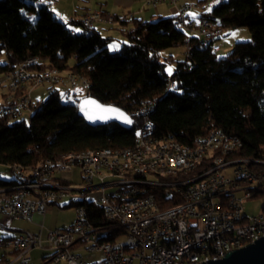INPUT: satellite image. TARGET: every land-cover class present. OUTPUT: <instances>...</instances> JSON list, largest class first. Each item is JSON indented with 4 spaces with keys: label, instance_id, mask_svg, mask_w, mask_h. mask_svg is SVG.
I'll return each mask as SVG.
<instances>
[{
    "label": "trees",
    "instance_id": "16d2710c",
    "mask_svg": "<svg viewBox=\"0 0 264 264\" xmlns=\"http://www.w3.org/2000/svg\"><path fill=\"white\" fill-rule=\"evenodd\" d=\"M32 16L35 22L29 19ZM174 20L122 21L126 43L111 52L113 39L92 28L71 32L69 26H81L80 21H59L49 5L0 0V56L5 57L0 78L37 58V72L57 69L89 83L85 96L74 92L68 102L61 100L59 90L49 92L30 114L29 124L0 116V165L28 170L70 152L130 148L142 125L136 112L153 102L149 118L156 138H173L189 146L194 139L221 130L243 143L232 157L264 161V0L219 1L199 17L221 30H249L251 41L236 43L222 59L211 51L212 42L199 43L175 27ZM185 46V60L174 61L176 70L169 76L162 51ZM85 97L122 109L132 125L90 127L78 113V103ZM15 182L0 179V188ZM81 205L93 227L103 230L100 242H115L124 234L93 203ZM68 207L73 205L62 206ZM6 261L1 258L0 264Z\"/></svg>",
    "mask_w": 264,
    "mask_h": 264
},
{
    "label": "built area",
    "instance_id": "2783aa9c",
    "mask_svg": "<svg viewBox=\"0 0 264 264\" xmlns=\"http://www.w3.org/2000/svg\"><path fill=\"white\" fill-rule=\"evenodd\" d=\"M179 0H150L147 5L155 8L167 2L176 8L174 25L187 28L191 37L199 43H209L219 38L222 30L213 31L208 22L195 23L185 13L199 9L195 3L178 7ZM47 0L43 5H50ZM130 15H103L94 12L81 18L82 27L91 29L95 24L111 20H131ZM212 45L211 51L217 53ZM187 53V52H186ZM38 59H29L28 64L18 65L12 79L5 81L7 87L47 86L54 92L65 81L62 76H50L47 70L37 72ZM70 89L61 94L68 102L72 91L84 89L74 84L66 75ZM85 90V89H84ZM150 108L137 110L142 125L137 131L141 151L135 165H128L130 152L118 151L108 156L95 155L73 158V164L57 169L41 170L32 175L16 174L15 183L0 188V215L7 219L32 221L34 215L44 217L50 206L72 204L74 221L64 229L42 233L21 232L15 237L0 239V254H13V259L3 264H32L29 256L35 248L51 251L42 264H201L217 260L227 252L264 238V214L249 217L243 213L245 200L264 195V161L250 160L249 167H235L231 177L221 170L219 160L214 167H205L201 152L217 148L232 157L233 146L243 147L242 141L216 130L210 142H195L187 152H178L170 147L158 149L159 138L154 135L155 125L149 115ZM31 109L29 95L3 99L0 116L18 118ZM173 139V138H172ZM174 140V139H173ZM242 159V158H240ZM188 167H197V174H188ZM73 171L77 172L81 185L74 183ZM248 184L247 193H239V185ZM63 185L81 188V195L63 194ZM93 203L104 214H111L110 223L124 231L122 241L100 242L104 235L101 228L91 224L87 211L81 204ZM165 206H178V213H165ZM130 211H137V218H130ZM114 215H122V222H114ZM3 230L7 228L0 224ZM42 227V222H41ZM22 238H29V245H22ZM82 253H102V262H87Z\"/></svg>",
    "mask_w": 264,
    "mask_h": 264
},
{
    "label": "rangeland",
    "instance_id": "374dc122",
    "mask_svg": "<svg viewBox=\"0 0 264 264\" xmlns=\"http://www.w3.org/2000/svg\"><path fill=\"white\" fill-rule=\"evenodd\" d=\"M104 15V14H103ZM235 34V35H233ZM111 36L113 38L112 43L110 44L109 48L111 52H117L121 45L126 43V39L124 36H121L116 31H111L110 33L105 34L104 36ZM222 40V47L221 51L217 54V58L222 59L225 58L233 49L236 43H246L251 41V34L247 28H238L235 30H222V34L220 36ZM118 45V48H114L113 46ZM176 51V52H175ZM187 52V47H186ZM186 52L184 51V48H169L161 53V62L166 64V72L169 76H172V74L176 70V63L174 61H184L186 57ZM5 62L4 55L0 56V63ZM169 69H171V73H169ZM69 72H61V75L63 77V80H66V75ZM4 79V78H3ZM67 81V80H66ZM47 88V86H38L37 87H31V86H23L21 90L18 93L19 96L21 95H29L30 92L35 89L39 90L42 88ZM3 90L0 87V103L3 101L4 97L8 93L7 92L4 96H2ZM79 96L83 97L85 96V90L83 88H79ZM16 93V95H17ZM47 97V94L42 97L41 99H38L36 101L33 100V107L29 111H24L20 117L16 118L15 121L24 120L27 124H29L30 120V114L34 111L35 108H37L42 101H44ZM9 168L6 166L0 165V179L3 180H12L15 179L14 175L11 174L10 171H8ZM232 169H228L226 171V176L231 177ZM73 177H74V183L77 185H81L80 179L77 178V172L73 171ZM243 213L246 216L249 217H256L264 214V195H260L257 197H253L251 199L245 200L242 205ZM74 221V208L68 207V208H62V205H55L50 206L46 212V215L44 217V221L42 223L39 221L36 224H32L26 221H14V220H8L6 221V217L0 215V224L3 226L9 227L11 230H22V231H29L34 234H38L40 231H42L43 239H45L47 233L49 231H53L55 229H64L69 227ZM39 224V225H38ZM11 233L6 230L0 229V237L7 236ZM124 238H119L118 241H122ZM51 255V251L41 249V248H35L30 253V258L32 260V264H42V260L45 257H48ZM82 258L87 262H102L104 257L102 253H93V254H86L82 253Z\"/></svg>",
    "mask_w": 264,
    "mask_h": 264
},
{
    "label": "crops",
    "instance_id": "0c3cea01",
    "mask_svg": "<svg viewBox=\"0 0 264 264\" xmlns=\"http://www.w3.org/2000/svg\"><path fill=\"white\" fill-rule=\"evenodd\" d=\"M148 1L150 0H53V2L49 6L52 9V11L53 9H55V11H53L55 17L63 23H70L72 21H80L81 18L85 17L86 15L92 14L94 12H100L104 15H113V16L130 15L132 17L131 20L135 19V20H139L143 22L155 21L160 18H175L176 8L170 5L169 3L167 2L159 3L156 5L155 8H152L147 5ZM219 1H225V0H179L177 6L181 7L187 3L197 4L199 6V9L188 11L185 13V15L189 19H191V21L198 23L200 22L199 17L203 14L210 12V10L214 7V5L217 4ZM57 13L59 15H57ZM190 13L195 14V18H193L192 15H189ZM121 22L115 21L112 25L95 24L92 27V30L99 33L103 38L113 39L111 36L109 37L107 35L104 36L105 34L110 33L111 31H116L121 36H124V34L121 31L122 30ZM69 29L71 30V32L77 33V34L83 31L82 26L70 25ZM185 33L187 34V32ZM212 43L214 46L219 48L218 52L216 53L218 54L221 51V47H222L221 38L219 37L215 39L214 41H212ZM183 48H184V51L186 52V46ZM0 87L3 90L2 96H4L7 92V83L4 81L3 78H0ZM55 89L63 93L70 89V85L65 80L63 83L58 84ZM74 92H79V89L72 91V93ZM48 93L49 92L46 87L39 89V90L33 89L30 92L31 109L34 106L33 105L34 99L38 101V99H41L46 94L48 95ZM44 217L42 218L39 215H34L32 218V221H26V222L36 224L40 221L43 223ZM8 220L25 221V220L6 218V221ZM5 227L7 228V226ZM8 230L9 232L14 233V234L0 237V239H4L8 237H15L21 232H29V231H22V230H11L9 229V227L7 228L6 231ZM39 233H42V231H40ZM1 258H6L7 260H10V259H13V254H8V255L0 254V259Z\"/></svg>",
    "mask_w": 264,
    "mask_h": 264
},
{
    "label": "bare ground",
    "instance_id": "6f19581e",
    "mask_svg": "<svg viewBox=\"0 0 264 264\" xmlns=\"http://www.w3.org/2000/svg\"><path fill=\"white\" fill-rule=\"evenodd\" d=\"M115 21L118 20L107 21L104 22V24L112 25ZM179 29L187 32V34H189V36L191 37V31H187V28H179ZM213 31H220V29L213 26ZM32 59H37V58H32ZM24 64H28V60L21 63L20 65H24ZM12 73L13 72L5 75L4 81L12 79ZM47 74H49L50 76H62L59 70L50 69V68L49 70H47ZM67 75L71 76V81H73L74 84L83 85L85 90L88 88L89 83L87 79H84L82 76L75 75V73L72 74L71 72H69ZM7 88H8V93L4 97L5 99L20 98V96L17 93L19 92L18 88L16 87H7ZM62 101L64 102V100ZM150 104L152 103L143 104V108H150ZM215 136H216V130H212L205 136L196 138L195 142H210L215 138ZM133 142L134 143L130 148L120 149V150L102 149L97 151L89 150L82 152H70L60 157L61 164L71 165L73 164V158H87V157H93L95 155L108 156L110 154H113V152L127 151L130 152V156H131L128 157V165H135V159L141 158V151H139L138 149H134L135 144H138V135H135ZM192 144L187 146L177 142L176 140H173L172 138H160L158 141V149H165V147H170L172 148V150H177L178 152H187L190 149V147H192ZM241 148L242 147L240 146H233V154L238 152ZM201 160H204L205 167H214L215 160H219V166L221 167V170H228V169H233L235 167H249L250 160H254V159L228 158L227 152H223V150H217V148H208V150L201 152ZM8 168L11 172L16 174L32 175L39 172V169L41 170L57 169V162H48L47 160L44 163H41L38 166L28 170L16 166H9ZM188 174H197V167H188ZM247 191H248V184L239 185V193H247ZM63 194L81 195V188H73L71 185H63ZM165 213H178V206H165ZM104 218L108 221H111V214H104ZM130 218H137V211H130ZM114 222H122V215H114ZM0 229L3 230V227H0ZM22 245H29V238H22ZM208 261L210 260H206V263Z\"/></svg>",
    "mask_w": 264,
    "mask_h": 264
},
{
    "label": "water",
    "instance_id": "95a60500",
    "mask_svg": "<svg viewBox=\"0 0 264 264\" xmlns=\"http://www.w3.org/2000/svg\"><path fill=\"white\" fill-rule=\"evenodd\" d=\"M88 100L95 101V103L100 105L101 108H112L117 111L105 114L107 118L89 120L81 111V104ZM78 113L79 116L87 123V125L93 128L102 127L111 123H115L126 128L132 125V123L126 124L124 123L123 119L117 118V113H123L132 121L131 116H129L125 111L115 106L104 105L92 97H85L79 101ZM201 264H264V238H260L253 243L244 246L243 248L227 252L220 259L210 260L207 263Z\"/></svg>",
    "mask_w": 264,
    "mask_h": 264
},
{
    "label": "snow or ice",
    "instance_id": "6c2138e0",
    "mask_svg": "<svg viewBox=\"0 0 264 264\" xmlns=\"http://www.w3.org/2000/svg\"><path fill=\"white\" fill-rule=\"evenodd\" d=\"M32 2L43 5L47 2V0H32ZM53 11H55V9H53ZM22 13H23V10H22ZM23 14L27 15V13H23ZM57 15L59 14L57 13ZM189 15H192L193 18H195V14L190 13ZM29 19L35 22L37 18L35 16H32V17H29ZM113 47L118 48V45L113 46ZM169 73H171V69H169ZM81 111L84 113V115L89 120H96V119L107 118L105 114L116 112L117 110L112 109V108H101L100 105L95 103V101L88 100L81 104ZM117 118L123 119L124 123L126 124L132 123V121L127 116H125L123 113H117Z\"/></svg>",
    "mask_w": 264,
    "mask_h": 264
}]
</instances>
